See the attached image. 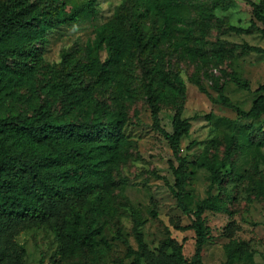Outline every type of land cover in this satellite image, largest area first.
Returning a JSON list of instances; mask_svg holds the SVG:
<instances>
[{
	"label": "rangeland",
	"instance_id": "obj_1",
	"mask_svg": "<svg viewBox=\"0 0 264 264\" xmlns=\"http://www.w3.org/2000/svg\"><path fill=\"white\" fill-rule=\"evenodd\" d=\"M73 1L84 0H69ZM211 1L189 0L185 31L177 43H160L152 60L135 56L127 61L124 99L116 98L114 85L97 86L92 92L96 100L110 108L123 107L127 111L124 131L130 139L126 160L114 169L109 212L97 219L103 226L96 237L102 251L68 257L63 242L44 224L18 231L0 264H153L159 257L167 264H194L197 234L191 227L193 217L182 210L171 191L175 184L171 161H177L169 141L155 127L152 112L147 70L154 67L156 60L177 84L180 80L185 83V94L170 86L159 84L156 88L160 93L161 127L173 131L178 109L192 122L190 134L181 140L182 154L189 161L185 186L188 207L195 208L208 196L211 175L200 163H227L220 190H213L220 193L223 209L204 213L210 238L203 247L202 264H264V190L260 192L258 187L264 183V114L258 119H242L233 108L214 102L195 82L202 79L212 96L220 99L205 76L212 74L234 104L250 109L259 95L256 89L264 84V54L243 53L242 45L264 47V37L258 31L237 33L230 28L253 29L251 5L245 0H233L215 6L207 18L206 35L200 39L201 13ZM138 8L146 6L138 0H97L95 15H84L76 23L56 29L42 47L36 94L32 96L27 88L21 92L31 97L33 105L50 102L52 109L61 113L65 103L49 89L58 79L51 67L59 71L65 53L83 62V47L98 25L120 13L127 27L132 26ZM146 24L151 27L158 22L151 16ZM186 47L197 49L199 56L192 59ZM8 62L17 66L15 58L10 57ZM234 78L249 82L251 90L239 87ZM83 79L85 85L93 86L88 76ZM31 106L17 104L19 110L28 113L32 112ZM180 245L185 262H178L175 255Z\"/></svg>",
	"mask_w": 264,
	"mask_h": 264
},
{
	"label": "trees",
	"instance_id": "obj_2",
	"mask_svg": "<svg viewBox=\"0 0 264 264\" xmlns=\"http://www.w3.org/2000/svg\"><path fill=\"white\" fill-rule=\"evenodd\" d=\"M146 8L136 9L132 26L118 13L97 26L94 36L83 47L85 60L64 54L62 67L52 69L58 78L49 87L51 94L65 103L61 113L50 102L33 105L22 88L36 94L35 78L39 71L42 47L59 27L76 23L84 15L97 13V0H6L0 1V262L9 253L11 241L18 231L48 225L63 242L68 257H79L101 250L96 240L103 226L97 219L109 212L115 185L114 169L127 158L130 139L124 129L128 113L122 107L112 109L93 97L97 86L114 85L116 98L124 99L126 63L135 56L152 60L163 41L177 43L185 31L189 0H138ZM233 0H212L201 13L199 37L203 39L207 18L220 3ZM252 7L253 29L230 28L237 33L258 31L264 37V0H245ZM154 16L158 24L148 27L146 20ZM192 59L199 51L186 47ZM243 53L264 54V47L244 43ZM17 60L12 66L8 59ZM147 70L155 127L164 134L177 161H171L175 184L171 191L182 210L193 217L191 227L197 234L194 264H202V252L210 238V227L204 213L221 211L220 193H214L224 179L225 161L201 162L209 170L211 183L208 196L195 208L185 203L188 157L182 154L181 140L190 134L192 122L178 109L173 131L161 127L157 85L170 86L185 94V83L169 76L156 60ZM88 76L93 86L84 84ZM210 87L220 99L212 96L201 79L199 89L214 102L233 108L242 119H258L264 114V84L256 89L259 95L250 109L233 103L224 93V86L212 74H206ZM239 87L251 90L249 82L233 80ZM32 105V112L19 110L18 103ZM260 192L264 183L258 184ZM99 248V249H98ZM178 262H185L180 245L175 250ZM97 263V262H94ZM153 264H167L159 257Z\"/></svg>",
	"mask_w": 264,
	"mask_h": 264
}]
</instances>
